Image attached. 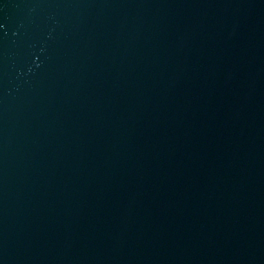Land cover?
<instances>
[{
	"label": "water",
	"instance_id": "obj_1",
	"mask_svg": "<svg viewBox=\"0 0 264 264\" xmlns=\"http://www.w3.org/2000/svg\"><path fill=\"white\" fill-rule=\"evenodd\" d=\"M0 264H264V0H0Z\"/></svg>",
	"mask_w": 264,
	"mask_h": 264
}]
</instances>
